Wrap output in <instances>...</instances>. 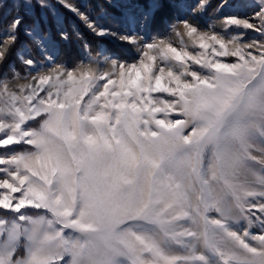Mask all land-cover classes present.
Returning a JSON list of instances; mask_svg holds the SVG:
<instances>
[{
    "label": "snow or ice",
    "instance_id": "1",
    "mask_svg": "<svg viewBox=\"0 0 264 264\" xmlns=\"http://www.w3.org/2000/svg\"><path fill=\"white\" fill-rule=\"evenodd\" d=\"M103 3L56 0L126 55L83 42L68 64L52 0H0V264H264V0L219 28L194 19L209 0Z\"/></svg>",
    "mask_w": 264,
    "mask_h": 264
},
{
    "label": "rangeland",
    "instance_id": "2",
    "mask_svg": "<svg viewBox=\"0 0 264 264\" xmlns=\"http://www.w3.org/2000/svg\"><path fill=\"white\" fill-rule=\"evenodd\" d=\"M199 2V0H186V3L188 4L189 8H194L195 5ZM249 0H209V7L212 5V3H215L213 8L210 10V12L208 14H206V12L208 11L209 7L206 9V11H204L203 13H195L194 14V19L198 21V23L202 26V27H206L207 25L209 24H217V27L219 28V24L217 23L222 17L226 16V15H230L232 13H238L242 18L244 16H251L252 15V12H253V9L247 7L246 5L248 4ZM221 3H224L225 4V7L223 9H220L219 6L221 5ZM98 8L99 7H104L103 5L101 4H98L97 5ZM64 9V8H63ZM88 9L89 11H92V9L88 6ZM66 10V9H65ZM5 13L3 14V19L0 20V24H2V22L5 20L6 16L8 15V12L6 9H4ZM67 11V10H66ZM68 12V11H67ZM16 13H14L15 15ZM189 13H185V14H182L181 18H183V15H187ZM63 19L62 21L65 20V17L63 15V13L61 12L60 14ZM72 16V15H71ZM34 17V16H33ZM75 18V20L82 25V27L85 29V31L91 35L92 37H95V38H98V39H105L107 41H109L111 44H113L114 42H111L108 38H100V37H97V36H94L84 25L81 21L78 20L77 17H75L74 15L72 16ZM36 17H34L33 19H35ZM37 19V18H36ZM40 19H41V16H40ZM67 23H68V26L69 28L71 29V33L74 35V37H76V33L79 32L81 37H82V34H81V31L79 29V27L76 26V24L73 23V21H71L69 18L67 19ZM42 21V25L40 27H42L41 29L47 33L50 37V45L52 48H54V50L56 51V54L58 55L59 52H60V47H59V44L54 41L52 39V32H51V26L52 28L55 29L56 31V34L57 36L59 37V39L61 40L62 43H64L65 45H68L69 44V39L68 40H62L60 38V33L61 32H66L68 34V31L66 29V25H65V21H64V24L62 23V25L60 27H58L56 29L55 27V20H53V17L49 14V13H46L43 18L41 19ZM51 21V22H50ZM250 22H253V23H259L258 21H250ZM52 23V24H51ZM65 25V27H64ZM24 26H29L28 24H25ZM24 26L21 27V31H20V34L26 36L27 39H29L30 41L33 42V39L31 37H29L28 35L25 34V31L23 30ZM166 28V26H165ZM167 30V29H166ZM238 31H246L247 32V36L245 37V39H248L250 37H257L259 38V34L257 32H254L253 30H238ZM0 35H2V31H0ZM69 37V36H68ZM85 42V39L82 37V39H77V37L74 39L73 41V46L75 47L76 49V53H75V56H74V59L75 58H80L81 54H82V49H81V45L82 43ZM115 46V44H113ZM97 47H101V48H106L108 50H114L112 52L116 53V54H119V55H126V50H123V49H120V48H117L116 46V49H111L109 47H107L105 44L103 43H98L97 44ZM96 47V48H97ZM114 48V47H113ZM25 52V54H27V52H31L32 51L30 50V48H28L25 44H22L20 49L16 50L15 53H14V56L15 58L17 59V53L18 52ZM18 61V60H17ZM74 61H77L76 59ZM73 61V62H74ZM19 62V61H18ZM20 64V63H19ZM21 65V64H20Z\"/></svg>",
    "mask_w": 264,
    "mask_h": 264
},
{
    "label": "trees",
    "instance_id": "3",
    "mask_svg": "<svg viewBox=\"0 0 264 264\" xmlns=\"http://www.w3.org/2000/svg\"><path fill=\"white\" fill-rule=\"evenodd\" d=\"M131 2L133 4H138V5H145L146 4V0H131ZM98 4H101L104 6V8H108L109 12L114 11L112 8H109L107 4L103 3V0H88V6L92 9V10H97L98 9ZM215 3H212V5L209 7L208 11L206 12V14H208L210 12V10L213 8ZM8 12V15L6 16L5 20L2 22V24H0V30H2L8 23V21H10L12 19V17L14 16V11L13 8L11 6L6 8ZM59 10L63 13L64 17H65V25H66V29L68 31V36H69V44L65 45L64 43L61 42V40L59 39V37L56 34V31L54 28H52L51 26V32H52V39L54 41H56L59 44L60 47V52L57 55L58 58L60 60H63L65 62H67L68 64H72L76 61H74L75 59L78 60V58L74 59L75 53H76V49L73 46V41L76 37H74V35L71 33V29L68 26L67 23V19L69 18L71 21H73L74 24H76L77 27H79L82 37L85 39V42H87L88 44H90L92 46L93 49H95L97 47L98 43H103L105 44L107 47L111 48V49H116V47L111 44L109 41L105 40V39H98L95 37H92L91 35H89L85 29L82 27L81 24H79L74 17H72L65 9H63L62 7H59ZM39 9L36 10V13L34 14V17H36L37 19H40L39 16ZM5 13V11H3V14ZM32 17V19L34 18ZM173 17H169V20H172ZM1 20V19H0ZM51 22V21H50ZM25 24H28L30 26L31 24V20L26 21ZM24 24V25H25ZM52 24V23H51ZM42 25V21L40 26ZM42 28V27H41ZM21 31V30H20ZM166 31L165 25H155L152 30H151V35H155L157 32L163 33ZM25 44L28 48H30V50L32 51L33 54L36 53L37 49H36V45L30 41L29 39L26 38V36L22 35L19 33V40L17 42V44L15 45V47L12 50V54L9 58V63H14L15 67L18 70H22L23 66L19 64V62L17 61V59L14 56V53L16 50L20 49L21 45ZM114 47V48H113ZM114 51V50H111ZM74 61V62H73ZM4 71H7V67L4 68Z\"/></svg>",
    "mask_w": 264,
    "mask_h": 264
},
{
    "label": "crops",
    "instance_id": "4",
    "mask_svg": "<svg viewBox=\"0 0 264 264\" xmlns=\"http://www.w3.org/2000/svg\"><path fill=\"white\" fill-rule=\"evenodd\" d=\"M73 2L75 3H78L80 5V7L83 9V8H88V0H73ZM52 3L55 5V8H54V11L52 12H48L52 17H53V20H55V27L56 29L58 27H60L62 25V23L64 24V21H62L63 17L60 15L61 14V11L59 10V7H61L59 4H56V0H52ZM140 6L138 4H133L131 2V0H129V3H128V7H131L133 10H136L137 7ZM63 8V7H62ZM65 9V8H64ZM68 11V10H67ZM39 12V16H41V13H40V10L38 11ZM68 13L70 15H74L72 12L68 11ZM34 16V15H33ZM32 16V17H33ZM75 16V15H74ZM76 17V16H75ZM36 19V18H35ZM79 20V19H78ZM80 21V20H79ZM107 23H109L113 28H115L116 30H123V26L122 25H119V24H112V21L109 20L107 21ZM29 26H24L23 30L25 31L26 28H28ZM65 27V25H64ZM105 38H108L111 42H114L113 44H115V46L117 48H120V49H123V50H127L129 49V46L126 45V44H122L120 43L119 41L117 40H114L110 37H105Z\"/></svg>",
    "mask_w": 264,
    "mask_h": 264
}]
</instances>
